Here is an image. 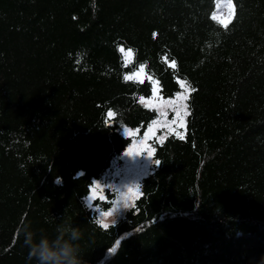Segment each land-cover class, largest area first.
Segmentation results:
<instances>
[{"label": "trees", "instance_id": "obj_1", "mask_svg": "<svg viewBox=\"0 0 264 264\" xmlns=\"http://www.w3.org/2000/svg\"><path fill=\"white\" fill-rule=\"evenodd\" d=\"M235 3L225 29L215 0H0V264H32L24 231L60 223L79 227L84 264H260L264 0ZM119 45L134 50L127 67ZM140 64L163 97L179 79L195 89L185 138L152 140L161 163L104 229L89 187L131 142L121 126L143 133L157 116L139 101L152 83L123 79Z\"/></svg>", "mask_w": 264, "mask_h": 264}, {"label": "rangeland", "instance_id": "obj_2", "mask_svg": "<svg viewBox=\"0 0 264 264\" xmlns=\"http://www.w3.org/2000/svg\"><path fill=\"white\" fill-rule=\"evenodd\" d=\"M138 68L136 70H138ZM146 76L148 75L146 74L145 77ZM180 80L182 79H179V81ZM178 92H183L188 96L186 89L180 88L173 96L163 97L158 91V95L155 97H152V92L150 96L145 97L146 101L148 98H152V104L148 107L154 108L157 112V116L148 124L143 133H139L138 129L134 127L126 125L121 126V133L131 136V142L118 157L113 159L111 166L100 178L93 179L89 187V192L85 196L86 203L88 205H93L91 208L95 211L98 219L102 216L101 214L103 212H110V215L103 217V219L105 223H112L114 219L117 220L122 216L126 210L120 208V194L126 193L128 189H132V191L136 193V196L130 201L132 204L134 199L140 194L139 182L143 176L151 171L153 165L150 162V160H153L152 140H161L168 133L176 134V132H180L184 134L185 127H180L176 112H180L181 118L185 124L187 109H185L184 106L186 100L182 97L177 98L176 94ZM169 99L175 102L173 104H168L167 101ZM153 121H157V123L153 125ZM125 129L130 131L126 132ZM172 129H175V132H173ZM149 152L152 153L151 157L148 155ZM137 187L139 189L138 191ZM94 188L95 194L93 192ZM107 189L115 194L112 198L113 204L107 209H101L99 204L96 205L93 201L96 198L107 199Z\"/></svg>", "mask_w": 264, "mask_h": 264}, {"label": "clouds", "instance_id": "obj_3", "mask_svg": "<svg viewBox=\"0 0 264 264\" xmlns=\"http://www.w3.org/2000/svg\"><path fill=\"white\" fill-rule=\"evenodd\" d=\"M83 175L84 172L81 170L77 172L73 179H77ZM54 183L62 186V177L56 176ZM120 208H132L130 200L124 199V193L120 194ZM99 219H103V216ZM117 221L114 219L112 225H116ZM93 222L97 226L104 228L98 222V219ZM81 236L79 227L72 224H58L55 229V235L52 237H49L43 231L34 232L26 229L24 231V245L28 249L27 260L32 262V264H84L78 243ZM117 241L119 243H116V246L108 249V252L112 255H115L120 248L121 240ZM262 262H264V257L261 258L260 264Z\"/></svg>", "mask_w": 264, "mask_h": 264}, {"label": "snow or ice", "instance_id": "obj_4", "mask_svg": "<svg viewBox=\"0 0 264 264\" xmlns=\"http://www.w3.org/2000/svg\"><path fill=\"white\" fill-rule=\"evenodd\" d=\"M236 13H237V7H236V3L235 0H215V10L212 11L211 13V19L213 21H217L219 24H221L225 29H227L229 27V25L232 23V21L235 19L236 17ZM153 35L155 36L156 34L153 33ZM118 51L120 53H122V60H123V66L127 67L128 65L132 64L133 59H134V50L132 48H127L125 49V47L123 45H119L118 46ZM161 60L165 63H167L169 65L170 68L175 69L176 68V61L173 60H169L167 55H164L161 57ZM145 65L144 64H140L138 70H133L131 73H125L123 79L125 81H138L139 83H144V79H145ZM147 80L150 81L152 83V97H155L158 95V85H159V81L154 80L153 77L151 75L146 76ZM181 88H185L188 95L191 94L192 91H195V89H192L189 85L186 84V81L180 80L178 81ZM177 98H184L185 100L187 99V96L185 95V93L183 92H178L176 94ZM139 101L141 103H144L146 107L150 106L152 104V98H148L146 101V98L141 96L139 97ZM175 101H173L172 99H169L167 101L168 104H173ZM185 109H187V105L185 104ZM107 116L109 118L115 117L116 113L112 110H109L107 112ZM176 116L179 119V124L180 127H185L184 121L181 118L180 112L177 111L176 112ZM153 125H155L157 123V121H153L152 122ZM126 132L130 131L128 129H125ZM151 131V129H150ZM173 132H175V129H172ZM176 135L179 136L180 139H184L185 136L183 133L180 132H176ZM149 157L152 156V153L149 152ZM150 162L154 165H159L161 163L160 160L158 159H153L150 160ZM138 187H137V191H138ZM93 192L95 194V188L93 189ZM136 196V193H134L132 191V189H128V191L126 193H124V199L125 200H132L133 197ZM132 207H134L135 205L132 204ZM92 204H89V207H92ZM103 217H107L110 215V212H103L101 214ZM98 222L104 227V228H109V224L105 223L104 219H98ZM117 244L119 243V241L116 242Z\"/></svg>", "mask_w": 264, "mask_h": 264}]
</instances>
